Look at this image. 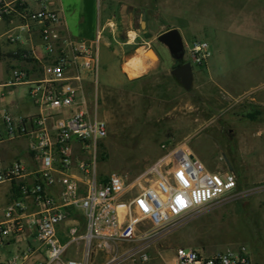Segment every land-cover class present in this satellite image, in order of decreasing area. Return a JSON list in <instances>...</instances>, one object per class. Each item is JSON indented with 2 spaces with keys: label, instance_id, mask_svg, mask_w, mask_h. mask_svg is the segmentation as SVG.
I'll return each instance as SVG.
<instances>
[{
  "label": "built area",
  "instance_id": "1",
  "mask_svg": "<svg viewBox=\"0 0 264 264\" xmlns=\"http://www.w3.org/2000/svg\"><path fill=\"white\" fill-rule=\"evenodd\" d=\"M0 24V60L23 62L7 69L0 100L11 92L3 89L25 85L35 109L0 113V184L15 189L14 198L0 205V247L28 238L38 242L15 251L7 264H22L32 252L42 253L35 264H94L98 256L100 264L145 263L154 243L193 211L238 193L232 170L207 169L184 144L162 143V154L140 176L146 180L140 188L117 172L98 175L96 156L108 134L99 116V35L89 42L63 33L53 0H0ZM183 45V62L206 64V40ZM10 143L21 151L4 158ZM74 214L78 218L68 223ZM79 244V258L66 256ZM175 264L256 263L244 246L212 253L180 246Z\"/></svg>",
  "mask_w": 264,
  "mask_h": 264
},
{
  "label": "rangeland",
  "instance_id": "2",
  "mask_svg": "<svg viewBox=\"0 0 264 264\" xmlns=\"http://www.w3.org/2000/svg\"><path fill=\"white\" fill-rule=\"evenodd\" d=\"M141 1L134 0L139 6L131 25L120 21L122 0L100 2V9L105 5L106 12L109 8L118 12L115 26L125 40L132 33V43L135 34L131 27L140 28V12L145 7ZM144 20L143 30L153 31L151 45L159 48L165 63L172 58L157 36L166 28L176 26L184 42L206 40L212 52L208 61L213 81L230 87L238 100L204 94L199 76L189 90L172 78L159 82L162 87L149 78H129L123 70L124 78L119 62L99 44V116L106 121L108 134L99 144L97 173H120L127 183L140 188L146 184L140 176L162 154V143L186 145L211 171L221 170L226 163L224 154L237 176L238 193L193 211L185 223L157 241L206 253L244 246L254 263L264 264V162L259 155L253 156L264 151V104L256 94L264 91V85L259 84L264 81V0H153V11L149 9ZM254 22L258 30L251 26ZM148 38L140 35L136 44L141 46ZM192 68L194 74L206 71L205 64H193ZM3 70L0 65V75ZM110 80L124 83L117 91H102ZM15 89L20 92L23 87ZM251 142L256 152L245 151L250 156H238L235 162L229 152L238 144L249 147ZM246 175L249 179L240 182ZM148 224L141 223L139 229ZM16 248L15 244L1 246L0 264H7ZM101 261L98 256L94 264Z\"/></svg>",
  "mask_w": 264,
  "mask_h": 264
},
{
  "label": "crops",
  "instance_id": "3",
  "mask_svg": "<svg viewBox=\"0 0 264 264\" xmlns=\"http://www.w3.org/2000/svg\"><path fill=\"white\" fill-rule=\"evenodd\" d=\"M53 1L55 3V6L58 7L60 10L59 28L61 29V31L72 37L83 38L89 42H95L97 35H99L98 48H99V44L102 43L103 46H105L108 49L110 58L114 59L116 62H119L120 73L124 78H125L124 75L125 72V74L129 78L138 77V76H141V79L149 78L152 81L158 82L157 84H160L159 85L160 87H162L164 84L159 82L170 81L171 80L170 78L178 81L171 74L173 60L171 59L169 63L163 62V58L159 52V48L151 45L153 31L143 30L142 16L143 14L147 15L149 9H152L153 11V0H144V2L142 0L140 3L142 6L144 5L145 7L144 10L142 8L140 12V18H139L140 28H137L136 26L131 27L132 29L131 31H134L135 34V41L133 43H132L133 38L130 37V35H129V39L125 40L127 38H125L124 33L122 34L121 31L117 30L115 26L116 25L115 20L116 21L119 20V17L116 18L118 12H115L113 9L110 8L106 12L105 5H103L102 8L100 9V2L102 0H53ZM122 1H123L122 8L119 12L120 16L122 17V18L120 17V21L124 20L127 24L131 25L132 22L136 21L135 7L139 6V3L137 6H135L134 0H122ZM254 1H258V0H254ZM125 9H127L126 12H124ZM243 9L245 10V8ZM111 11L114 12L112 13ZM250 24L251 26H253L255 30L256 29L258 30V26L257 24H255V22ZM170 28H177V27L171 26L161 31L160 33ZM2 30H3V25L0 24V31ZM140 35L149 37L148 40H146L144 43L141 44V46L136 44L137 37ZM35 40L38 41L37 37H35ZM14 46L15 45H9L8 47L12 49L15 48ZM147 46L152 47L153 49L152 51H149L151 55L150 54L144 55L141 61L136 62L137 67L140 70H138L137 68L135 69L130 68V66L127 63L132 60H135L134 58L137 54L139 53L143 54L146 51ZM157 58L158 61H156ZM11 64L22 65L23 62L18 60H11V61L0 60V65L4 67L3 74L0 75V82L5 81L7 79V74H8L7 69L10 68L9 66ZM205 66H206L205 73L203 74L198 72L195 74L193 73V79L199 76L202 80V92L208 96H212V97L216 96L220 100L227 99L228 101L231 99L237 101L238 99H236L235 97L236 93L229 90L230 87L219 86L216 84L215 80L213 81V75L211 74L212 67H211V63H209L208 60ZM123 83L124 82L114 83L111 82L110 80L106 85H104L102 91L105 92L117 91L123 85ZM259 84L264 85V81H262ZM20 86L23 87V89L20 92H17V90L15 89L18 86H15L13 88L3 89V90L11 89V92L8 97H5L2 100H0V113L3 110H7L11 113L20 114V115H28L35 112V109L32 107L27 97V87L25 85H20ZM84 91L85 92L83 94L86 97H89L92 94V88L88 84L84 86ZM256 94L258 96V99L260 101H263L264 104V91H259ZM254 149H256L254 146V142L250 144L249 147L247 146L246 148L238 144L237 146L234 147V151L232 153L229 152V148L228 149L225 148V150H227L231 154L235 162L238 156L239 157L244 155L250 156L248 153H245V151L251 152V151H255ZM17 151H21V145L16 143H10L9 147L2 151V155L4 158H7L8 156L11 155L12 152L14 153ZM199 153L202 156V153L201 152ZM257 155H259V157H261L262 159V162H264V151L259 152V154L257 152L256 154H253L254 157H256ZM20 157L23 158V160L27 165L31 166L29 159L23 157V154H21ZM222 157L226 163H224V165L221 166V170L224 171L226 169H229V165H230L231 170L233 171V167L229 162V160L226 158V156L223 154ZM262 167L264 168V166ZM248 179H249L248 175H246V177L244 178L243 177L239 178L240 182L242 180H248ZM13 194L15 195V189L12 188L9 184H0V205H6L9 201H11L14 198ZM72 218L73 219L69 220L68 223L73 222V220H75V218L78 217L75 216L74 214ZM64 225H67V223H64L63 226ZM27 240L8 241L2 247H7L11 244H15L17 246L16 251L17 250L22 251L28 249V247L32 249L33 247L38 246L37 241H32L30 238H28ZM128 244H129L128 242L124 243L125 246H127ZM176 249L177 248H174L171 245L167 244L166 241H157L150 248L149 261L145 263L130 262V264H175ZM41 255L42 253L40 252H32V254L29 255L28 259L22 262V264H35L37 259L40 258ZM66 256L79 258L81 256V244L78 245L77 250H75V247L70 248L67 251Z\"/></svg>",
  "mask_w": 264,
  "mask_h": 264
},
{
  "label": "water",
  "instance_id": "4",
  "mask_svg": "<svg viewBox=\"0 0 264 264\" xmlns=\"http://www.w3.org/2000/svg\"><path fill=\"white\" fill-rule=\"evenodd\" d=\"M144 17L143 14L142 26L145 24ZM157 40L167 48L170 57L178 62V65L171 69V74L181 83L184 89L189 90L193 82V68L189 62H183L184 45L181 33L177 28H170L160 33ZM152 49V47H146L147 52L152 51ZM156 61H158V58ZM229 170H231L230 165Z\"/></svg>",
  "mask_w": 264,
  "mask_h": 264
},
{
  "label": "bare ground",
  "instance_id": "5",
  "mask_svg": "<svg viewBox=\"0 0 264 264\" xmlns=\"http://www.w3.org/2000/svg\"><path fill=\"white\" fill-rule=\"evenodd\" d=\"M129 35H130V37H132L133 38V34L131 33H129ZM151 55V53H149V51L147 52V50L142 54V53H139V54H137L136 56H135V60H132V61H130V62H128L127 64L130 66V68H137L138 70H140L138 67H137V64H136V62L137 61H141L142 60V58L144 57V55Z\"/></svg>",
  "mask_w": 264,
  "mask_h": 264
},
{
  "label": "flooded vegetation",
  "instance_id": "6",
  "mask_svg": "<svg viewBox=\"0 0 264 264\" xmlns=\"http://www.w3.org/2000/svg\"><path fill=\"white\" fill-rule=\"evenodd\" d=\"M172 60H173V59H172ZM173 62H174V63L172 64V68H174L175 66L178 65V62H177V61L173 60ZM172 68H171V69H172Z\"/></svg>",
  "mask_w": 264,
  "mask_h": 264
}]
</instances>
